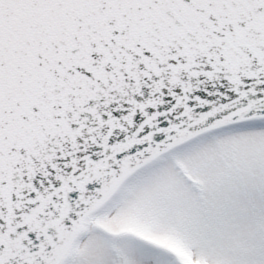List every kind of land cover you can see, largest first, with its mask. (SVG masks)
Returning <instances> with one entry per match:
<instances>
[{"label": "snow or ice", "instance_id": "obj_1", "mask_svg": "<svg viewBox=\"0 0 264 264\" xmlns=\"http://www.w3.org/2000/svg\"><path fill=\"white\" fill-rule=\"evenodd\" d=\"M0 264H264V0H0Z\"/></svg>", "mask_w": 264, "mask_h": 264}]
</instances>
